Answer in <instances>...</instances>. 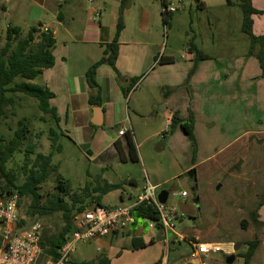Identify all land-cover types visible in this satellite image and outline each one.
Wrapping results in <instances>:
<instances>
[{"label":"rangeland","instance_id":"obj_1","mask_svg":"<svg viewBox=\"0 0 264 264\" xmlns=\"http://www.w3.org/2000/svg\"><path fill=\"white\" fill-rule=\"evenodd\" d=\"M99 1L106 10L103 22L107 20L105 25L115 35L121 0ZM254 2L257 4V0ZM171 5L175 11L164 25L160 0L126 1L122 14L124 28L119 37L141 44L123 45L126 55L121 57V63L133 72L129 66L136 61L138 69L134 76L139 80L124 96L119 88L116 90L115 81L107 83L110 81L105 73L101 72L98 77L95 74L104 91L110 95L115 91L121 97L114 123L110 105L106 106L109 114L105 123L98 126L89 122L93 107L87 106L85 117L77 112L68 122L64 118L65 109L55 107L60 113L57 126L50 115L38 110L35 99L17 94L14 108L8 109L7 117L0 122V135L6 140L11 138L18 120L25 117L35 150L47 154L50 152L49 128L63 133L58 140L61 151L52 156L56 170L39 188L43 195L41 204L57 193V174L86 204L89 197L82 190L86 184L89 189L99 182L121 184L120 188L102 196V203L110 207L133 202L147 182L156 186V194L168 190L164 206L173 208L178 219L164 244L161 240L150 242L151 236L155 235L153 239H156L154 223L139 219L136 227L141 228V234L147 239L145 249L132 252L128 247V251L121 250L117 243L112 244L108 251H102L107 254L109 264H153L161 258L160 264L164 261L182 264L190 242L194 241L219 247L218 251L208 254L207 264H227L225 257L230 253L235 254L231 264H243L238 253L245 251L248 240L259 239V248L264 249V226L257 227L249 221V212L264 194V78L260 77L256 58L248 54L250 39L241 31L242 11L235 0L232 4L226 0H172ZM8 24V17L0 18L1 43ZM147 42L153 45L147 46ZM191 43L210 59L199 61L196 70L189 74L194 62L193 55L187 51ZM258 49L257 44L254 51ZM160 57H171L173 62L159 63ZM38 77L35 81L40 80ZM76 78L84 79L79 75ZM116 82L125 84L120 77ZM173 114L182 121H187L190 114L193 116L197 145L193 165L189 139L180 126H170ZM121 127L133 133L137 160L130 158L131 145L124 136L119 137L126 160H120L116 153L113 142ZM37 132H41L39 138L34 137ZM164 136L168 139L158 149ZM22 158L21 153H16L8 168L17 171ZM190 168L195 169L192 179L186 175ZM191 180L193 192L188 185ZM182 190L187 192L184 198L180 196ZM193 194L197 203L193 201ZM65 199L71 202L70 195ZM30 203L29 197L20 199L17 229L39 223L41 236L59 232L63 226L62 214L59 211L44 215L33 213ZM261 213L264 215V209ZM238 242L240 245L234 250ZM97 245L95 240L78 242L69 259L96 260L101 254L96 251ZM254 259L250 264H263L258 256ZM47 260L41 253L38 263Z\"/></svg>","mask_w":264,"mask_h":264},{"label":"trees","instance_id":"obj_2","mask_svg":"<svg viewBox=\"0 0 264 264\" xmlns=\"http://www.w3.org/2000/svg\"><path fill=\"white\" fill-rule=\"evenodd\" d=\"M127 0H121L118 17L116 21V31L112 41L106 44L101 58L93 63L85 74L86 82L90 88H96L94 97H90L89 103L94 106H99L101 103L98 85L95 81V74L98 66L108 64L115 72L118 73L115 62L118 57V38L124 28L122 14ZM242 11L241 31L250 39V47L248 54L253 55L261 70L260 77L264 78V35H256L253 32L252 15H262L264 10L254 7L252 0H235ZM227 4H232V0H226ZM162 7L168 5L167 0H162ZM172 12L162 15V23L165 25L168 16ZM162 14V13H161ZM43 25L37 24L31 26L24 33L18 26L8 25L5 29L3 42L0 40V122L7 117V110L14 108L17 94L27 95L36 100L37 108L43 114L50 115L53 122L58 126L59 117L54 106L50 104V100L54 97V93L47 87L33 83L32 81L42 74L43 70L54 65L53 49L55 39L51 30L43 31ZM259 45V49L254 51L255 46ZM188 53L193 55V66L189 72L192 74L201 60L210 59V56L200 50L194 43H191L187 48ZM159 63L169 64L173 62L171 57H160ZM139 80V77H131L128 88H123V95ZM165 95V94H164ZM167 95V94H166ZM13 113V112H12ZM17 128L13 131L11 138L6 140L0 135V197L6 193L16 191L19 196V201L23 197H29L31 200L30 207L33 213L39 215L48 214L59 211L62 215L63 226L53 235L41 236L42 254H45L47 259L56 260L59 255V249L63 243L67 241L69 235L74 230L73 219L83 211L89 204H102V196L106 193L116 190L121 187L119 183H96L91 189L86 184L82 190L85 197H89V201L83 203L78 193L71 191L70 184L60 175H56L57 193H53L50 198H47V203L41 204L43 195L39 192L40 185L47 180L52 171L56 170V166L52 164V156L56 152L61 151L59 144V136L63 135L55 128H49L48 140L50 141V152L44 154L36 151L33 135L29 129L27 118L23 117L17 122ZM171 128L180 126L189 139L192 146L191 161L194 164V155L197 149L196 139L194 135V121L190 114L187 121H182L177 115L173 114L170 120ZM35 138H39L41 132L34 134ZM126 142L130 143L129 147L130 158L137 160V155L133 147V133L128 129L123 135ZM114 148L120 160H126L125 153L122 149L120 139H115ZM16 153H21L22 163L17 171L9 169L7 164ZM21 178V180H20ZM70 195L71 202L65 198ZM19 203V202H18ZM264 204L263 197L257 201L255 207L249 212V221L259 226H264V222L259 220V208ZM103 205V204H102ZM105 206V205H104ZM132 214L136 219H148L155 223L156 227L160 226L159 214L155 208L150 205L139 204L132 208ZM243 219L241 225H245ZM152 242V240H150ZM259 239L248 240L246 249L238 256L243 258V264H250L254 255L255 249L259 245ZM147 244L140 237H132L130 249L135 250L145 247ZM161 259L153 264H160ZM69 264H109L107 257L99 256L95 261H70Z\"/></svg>","mask_w":264,"mask_h":264},{"label":"crops","instance_id":"obj_3","mask_svg":"<svg viewBox=\"0 0 264 264\" xmlns=\"http://www.w3.org/2000/svg\"><path fill=\"white\" fill-rule=\"evenodd\" d=\"M161 2L162 0H160V16L162 18ZM167 2L168 5H170L172 0H167ZM252 3L255 8L264 9V0H257V4L252 0ZM5 16L10 19V24L8 25L18 26L24 33L29 27L37 24L47 26L48 29L53 32L55 39L53 49L55 59L54 65L43 70L42 74L38 77L40 80L35 81L37 79H34L32 82L45 86L54 93V97L50 100V104L54 107L65 109V122L73 120L77 112L81 115L83 114V117H85V115H87V106L94 107V105L89 103L88 99L94 97L96 94V88H90L88 86L85 74L89 67L101 58L106 44L110 43L114 36V30L111 29L110 31L105 25L107 20L103 22L104 17H106V10L101 6V2L99 0H0V18ZM255 17L260 18V21H256ZM252 18L254 21L253 32L256 35L264 34V15H252ZM147 43V46L150 44L153 45L152 42ZM129 44H141V42L137 40L126 41L124 38H118V57L115 62V67L119 74L112 68L110 69V66L106 63L98 66L96 72L97 77L101 72L102 74L105 73L108 81H110L107 83H114L115 81L114 86L116 90L119 88L122 94V89L129 87L130 78L136 75L135 71L138 69V67L136 68L137 62L133 61L134 58L131 52H129L128 55L133 62L130 64L129 68L132 69L133 72H129V69L125 68L121 63V57L126 55L122 46ZM105 66L109 68L108 70L110 71L102 69L106 68ZM77 75L84 79L77 80ZM97 77L96 82L101 99L99 106L102 107H100L101 124L105 123L106 117L109 114L106 110L107 105L111 106L110 118L112 122H115L116 107H118L117 103L121 104V97H119L115 91L112 92V95L109 94V91H104V86L98 82ZM117 77H120V81L125 84L118 85L116 82ZM108 86H110V84H108L107 87ZM57 113L60 116V113ZM91 116L92 112L89 113V118H91ZM120 137L117 134L115 139H120ZM263 209L264 204L259 208L258 212L259 220L264 222V215L261 213ZM156 231V239H153L154 235L150 237V240H152V243L155 240H161L164 244L165 236L162 235V232L158 234V229H156ZM132 237H140L145 243L147 242V239L141 234V228L136 227L135 223V225L130 226L122 232H114L112 235L95 239V242L98 244L96 251L101 253L100 256L107 257V254L102 251H108V248L112 247V244L115 243L120 246L121 250L128 251L129 249H127V247L130 248ZM259 245L255 249L252 259H256L258 256L259 261L264 264V249H260ZM142 249L145 248H139V250ZM130 251L134 252L137 251V249H131ZM73 261L81 262L83 260ZM90 261H95V259Z\"/></svg>","mask_w":264,"mask_h":264},{"label":"built area","instance_id":"obj_4","mask_svg":"<svg viewBox=\"0 0 264 264\" xmlns=\"http://www.w3.org/2000/svg\"><path fill=\"white\" fill-rule=\"evenodd\" d=\"M174 11L175 8L171 4L161 9L162 15ZM41 30L47 31L49 29L43 25ZM127 130V128L121 127L117 134L123 136ZM155 190L156 186L147 182L133 202L128 205L110 207L96 203L91 204L73 219L74 230L60 247L56 260L48 259L43 263H38L42 253L40 244L42 228L40 224L32 223L27 228L17 230L19 196L16 191L6 193L0 197V264H69L71 261L69 255L76 243H86L106 237L114 232H122L134 225L136 219L132 214V208L139 204L150 205L157 210L160 221L159 227L162 229L161 232L166 241L167 234L173 231L174 221L178 219V214L173 208H167L159 202ZM180 196L186 197L187 192L182 190ZM155 229L158 227L155 226ZM218 250L219 247L213 243L190 242V249L186 257L183 258L182 264H207L208 254ZM163 264L168 263L164 261ZM171 264L179 263L173 262Z\"/></svg>","mask_w":264,"mask_h":264},{"label":"water","instance_id":"obj_5","mask_svg":"<svg viewBox=\"0 0 264 264\" xmlns=\"http://www.w3.org/2000/svg\"><path fill=\"white\" fill-rule=\"evenodd\" d=\"M100 114H101V108H100V106H94L93 107L92 117L90 119V123L92 125H95V126L101 125L102 120L100 118ZM167 139H168V136H164L161 139V141L158 143V149L163 148V146L166 143ZM186 175L189 178H193V176L195 175V169L194 168L188 169L186 171ZM193 183H194L193 180H191L189 182V184H188L190 186V190L192 192L194 191ZM157 197H158L159 202L162 203V204H164L166 202V200H167V197H168V190H166V189L161 190L158 193ZM193 201H194V203H197L198 200H197V198H194ZM161 231H162V229L160 227H158V232H159L158 234H160ZM239 245H240V242L236 243L234 245V250L238 249ZM234 259H235V254L234 253H230V254H228L225 257V262L227 264H231V263H233Z\"/></svg>","mask_w":264,"mask_h":264},{"label":"flooded vegetation","instance_id":"obj_6","mask_svg":"<svg viewBox=\"0 0 264 264\" xmlns=\"http://www.w3.org/2000/svg\"><path fill=\"white\" fill-rule=\"evenodd\" d=\"M190 179H192V178H190ZM192 196H193V199H194V197H195L194 194Z\"/></svg>","mask_w":264,"mask_h":264}]
</instances>
